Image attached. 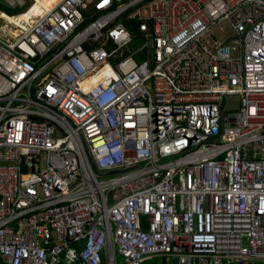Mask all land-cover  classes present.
<instances>
[{"label": "built area", "instance_id": "built-area-1", "mask_svg": "<svg viewBox=\"0 0 264 264\" xmlns=\"http://www.w3.org/2000/svg\"><path fill=\"white\" fill-rule=\"evenodd\" d=\"M0 12V264H264V0Z\"/></svg>", "mask_w": 264, "mask_h": 264}, {"label": "bare ground", "instance_id": "bare-ground-1", "mask_svg": "<svg viewBox=\"0 0 264 264\" xmlns=\"http://www.w3.org/2000/svg\"><path fill=\"white\" fill-rule=\"evenodd\" d=\"M57 1L59 0H36V3L31 2L23 12H20L15 16L4 13V16L6 20L8 21V23L11 24L13 22H17L20 19H28L29 16H31V14H41L45 10V8H50L51 3L57 2ZM28 9L29 11H27ZM10 32L14 34L16 31L10 29Z\"/></svg>", "mask_w": 264, "mask_h": 264}, {"label": "trees", "instance_id": "trees-1", "mask_svg": "<svg viewBox=\"0 0 264 264\" xmlns=\"http://www.w3.org/2000/svg\"><path fill=\"white\" fill-rule=\"evenodd\" d=\"M8 13L15 14V10H13V11L10 10ZM126 25L131 32H136V25L131 24V23H127ZM149 262H151L152 264H165V261L163 259H160V258H153L151 260L143 262L142 264H147Z\"/></svg>", "mask_w": 264, "mask_h": 264}, {"label": "water", "instance_id": "water-1", "mask_svg": "<svg viewBox=\"0 0 264 264\" xmlns=\"http://www.w3.org/2000/svg\"><path fill=\"white\" fill-rule=\"evenodd\" d=\"M226 102H227V104H228V106L230 108H234V109L239 108L240 97L239 96H235V95L234 96H228L226 98ZM94 169H95L96 172H98L97 168L95 166H94Z\"/></svg>", "mask_w": 264, "mask_h": 264}, {"label": "rangeland", "instance_id": "rangeland-1", "mask_svg": "<svg viewBox=\"0 0 264 264\" xmlns=\"http://www.w3.org/2000/svg\"><path fill=\"white\" fill-rule=\"evenodd\" d=\"M0 3L3 4V5H5V6H7V2H6L5 0H0ZM29 3H30V1H29V0H26V3H25L22 7H24L25 5L27 6ZM5 6H4V7H5ZM0 7H1V6H0ZM4 7H1V9H4V10H6V11H8V12L10 11V10L8 9V7H5V8H4ZM22 7H20V9H23ZM15 11H18V10L15 9ZM5 14H6V13H5ZM105 264H106V263H105ZM147 264H152V263L149 262V263H147Z\"/></svg>", "mask_w": 264, "mask_h": 264}, {"label": "crops", "instance_id": "crops-1", "mask_svg": "<svg viewBox=\"0 0 264 264\" xmlns=\"http://www.w3.org/2000/svg\"><path fill=\"white\" fill-rule=\"evenodd\" d=\"M0 6H2V7H4L5 5H3V4H1L0 3ZM5 7H8V6H5ZM4 7V8H5ZM1 8V7H0ZM24 9V8H23ZM23 9H20V8H17L16 10H18V11H15V13H17V12H21V11H23ZM4 10V9H3ZM11 11H13V10H11ZM8 12V11H7Z\"/></svg>", "mask_w": 264, "mask_h": 264}]
</instances>
